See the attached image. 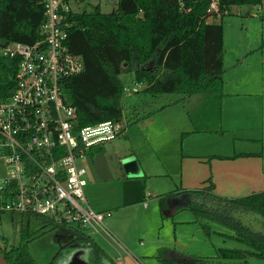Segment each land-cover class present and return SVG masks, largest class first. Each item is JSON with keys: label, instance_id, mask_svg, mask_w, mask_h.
I'll return each mask as SVG.
<instances>
[{"label": "trees", "instance_id": "1", "mask_svg": "<svg viewBox=\"0 0 264 264\" xmlns=\"http://www.w3.org/2000/svg\"><path fill=\"white\" fill-rule=\"evenodd\" d=\"M77 1V0H76ZM80 1V0H78ZM85 1V0H82ZM211 0H116V7L102 13L72 8L64 28L67 45L83 62V70L62 84L66 104L75 107V127L106 120L121 122L124 81L143 86L152 96L175 94L183 99L193 94L222 91L223 29L209 18L229 15L235 6H258L262 0H217V13H208ZM45 20L43 0H0V45L33 44L40 38ZM17 61L0 58V100L15 89ZM210 181H208L209 183ZM213 184L160 199L161 210L176 198L181 210L190 211L193 222L206 240L214 234L240 243L245 249L217 248L213 257H197L169 248H158L163 264H247L254 257L264 261V191L226 198L213 192ZM2 214H0L1 216ZM12 216L16 234L1 236V254L8 264H37L29 253L30 243L47 232L71 236L46 264H63L70 254L83 250L89 264H115L95 238L77 226H67L40 215ZM18 217V218H17ZM219 225L231 232L218 233ZM15 235H17L15 237ZM10 241V243H9Z\"/></svg>", "mask_w": 264, "mask_h": 264}, {"label": "built area", "instance_id": "2", "mask_svg": "<svg viewBox=\"0 0 264 264\" xmlns=\"http://www.w3.org/2000/svg\"><path fill=\"white\" fill-rule=\"evenodd\" d=\"M75 1L43 0L40 38L0 45V58L17 61L14 92L0 100V214L44 216L107 241L113 239L105 223L111 213L89 207L87 170L79 162L90 149L121 137L125 124L106 120L76 128V109L64 101L63 82L83 70L63 26ZM217 12L211 0L208 13ZM141 87L124 85L123 98Z\"/></svg>", "mask_w": 264, "mask_h": 264}, {"label": "crops", "instance_id": "3", "mask_svg": "<svg viewBox=\"0 0 264 264\" xmlns=\"http://www.w3.org/2000/svg\"><path fill=\"white\" fill-rule=\"evenodd\" d=\"M254 53L259 56L255 58V61H250ZM246 56H248L246 64L238 63L225 69L221 93L211 95L197 93L184 99L182 96L181 103L170 102L159 110L167 111L166 109L180 105L187 107L185 114L180 111L168 112L165 115L167 123L151 126L148 133H143L145 143L142 146L147 145L149 152H157L162 158L153 168L149 165V161L147 165L144 158L140 156L141 145L138 147L131 144L130 132L127 129L135 123L146 122L145 116H139L135 112L138 108H132V115L129 117L136 118L130 123L123 118L125 127L121 137L111 143L90 149L79 162L87 170L84 194L88 205L94 211L111 213L106 221L108 220V229L113 239L104 241L95 238V240L99 239L103 242L104 247H101L105 251H110L106 252L115 264H163L158 259L154 260L155 258L151 255L154 249H147V245L141 239L139 240V237L137 238L139 243L136 244L135 238L129 237L120 230L114 216L122 209L140 205L147 209L152 202L160 207V199L166 194L199 189L209 183L213 184L215 194L226 198L242 197L264 191V44L260 49L247 53L242 58ZM236 69L239 72L234 74ZM198 96L201 98H198L197 103L200 109L197 111L191 105L193 99ZM153 98L156 99L158 96ZM141 104L144 107L146 103L142 101ZM213 105L222 111L221 124H217L213 117H207L206 112L205 118L209 119H204L203 127H200V121L204 117L200 111H208L209 106ZM213 132H221L223 136L229 132L234 133L233 139L238 140V144L233 143L235 144L232 147L233 152L230 144L216 147L209 136L199 137L200 133L209 135ZM123 137L125 143L128 141L130 144V149L126 148L121 154L115 149L117 146L115 144ZM236 145H240L238 151H234ZM107 146L112 148L115 157L119 158V153L122 157L127 153L135 156L141 173L135 177H128L122 169L119 171L121 174L112 173L108 169L110 172L108 176L95 179L87 160L89 159L92 164L96 163L93 158L105 155ZM155 179L168 182H162V188H160L153 182ZM100 181L103 184L99 183ZM107 184L117 188L116 201L110 205L97 204L95 197L101 194L100 185L107 186ZM148 188L153 193L147 190ZM154 189L157 191L154 192ZM104 196L105 194L102 193L100 197ZM167 205L168 203L166 207ZM192 222L193 220L181 223L196 227L197 225ZM196 232L198 233V230ZM174 234L173 247H163L190 254L182 247H178V237L176 232ZM126 244L132 246L136 254L132 253ZM152 246L157 245L149 247ZM163 247L158 246V248ZM145 260H148L147 263L143 262Z\"/></svg>", "mask_w": 264, "mask_h": 264}, {"label": "rangeland", "instance_id": "4", "mask_svg": "<svg viewBox=\"0 0 264 264\" xmlns=\"http://www.w3.org/2000/svg\"><path fill=\"white\" fill-rule=\"evenodd\" d=\"M96 5L99 6V9L102 13H109L113 9H115L116 0H77L73 2L72 8L79 11H90L92 7ZM208 20L215 23H221L222 25L224 47L223 66L225 69L238 63L246 64V59L248 58V56H246V58L244 59L242 57L247 53H253L256 49H260V47H262L264 44H262V42H264V0H262V5L259 6H235L231 9V13L229 15H224L221 18L217 17L215 19L209 18ZM256 53H254L255 55L252 56L250 61H255V58H258L259 55H257ZM238 72V69H236V73L234 74H237ZM121 79L124 81L125 85H129L132 84L133 76L124 74L121 76ZM142 89L143 86L132 96H126L123 98L122 115L123 118L127 119L125 121H127V123H130L136 118L135 117L131 119L129 117V115H132V108H138L135 110L137 115L145 116L144 119H147L145 123H135L131 126H128L127 129H129L130 132L132 141L131 144L133 143L138 147L141 145V148H139L140 156L144 158L147 165L149 161V165L152 166L151 168H153L158 164V161L162 160V158L161 155L157 152H149V148H147V145L142 146V144L145 143V137H143V133H148L151 126H154L156 124L160 126V124L167 123L168 121L165 120V115L168 112L180 111L182 114H185L187 111V107H182L180 105L177 107L166 109L167 111L161 112L159 110L163 109L168 103L180 102V98L182 96L175 94H163L154 99V96L144 94ZM198 98L201 97L198 96L194 98L193 104L191 105L193 106V109L196 108L197 111L200 109L197 103ZM142 101L146 103L144 107L141 104ZM206 112L207 117H213V120H215L217 124H221L222 111L219 107L213 105L209 106L208 111H200V113L204 116L200 121V127H203L204 119H209L205 118ZM204 136H209L216 147L222 144H230V147L232 148L233 145L235 146V144H238V140L233 139L235 134L232 132H229V134H226L224 136L221 132H213L209 135L200 133L199 135L200 138H204ZM125 142L126 141L124 140V137L119 139L115 144V146L117 145L115 149L120 153L125 151L126 148L130 149V144L128 143V141L127 143ZM239 146L240 145H236L234 151H238ZM109 147L110 146H107L105 148V155H103L102 157L98 156L96 158H93V161H96V163L92 164L89 159L87 160L90 168L92 169L91 172L95 179L96 177L108 176L110 174L108 169L111 170L112 173L119 174V171L121 169L123 170V172H125V170L123 169L125 160L130 159L132 162L138 163L135 156L129 155V153L125 154L126 156L123 157L120 156L122 153H119V158L117 156L115 157L112 148ZM153 182L156 184V186L162 188V182L168 181L155 179ZM99 183L103 184L101 181ZM107 186L100 185L101 194L104 193L105 196L101 198L100 194L98 197H95V199H97V204L110 205L111 203H115L117 198V188L114 185L107 184ZM147 190L152 192L150 188H148ZM153 191L156 192L157 190L154 189ZM83 192H85L84 188ZM179 206H181L179 200L173 198L168 200V205L164 210H161L156 203L152 202L147 209H144L141 205L137 207H128L122 209L121 211H118L114 217L118 223L120 230H123L124 234L128 235L129 237L133 239L135 238L136 244L139 243L138 239H141V241L145 245H147V249H154L152 250L151 255L155 258L154 260L156 261L158 246L173 247L172 241L174 239L175 232L178 237V247H182L192 256L199 255L203 257L207 255L208 257H213L216 254L217 248L245 249L240 243L233 240L225 241L220 235L216 234L212 235L210 239L206 240L197 226L194 227V225L181 223L182 221H192L194 219V216L188 210H181L176 214L175 208ZM11 219L12 216L9 213H5L0 216V247L4 245L1 236L11 240L14 237V234H16ZM107 221H105L106 225L108 223ZM212 228L215 232L218 233L231 234L229 230L217 224L213 225ZM196 230H198V233L196 232ZM16 236L17 235H15V237ZM70 240L71 236L57 235L53 232H47L41 238L29 244V253L35 259L37 264H46L57 251V249ZM96 241L100 246L104 247L101 240L96 239ZM151 245L157 246L149 247ZM127 247L132 253H135L132 246L127 245ZM106 251L110 252L109 250ZM147 261L148 260H145L143 262L147 263ZM247 264H264V261L261 259L250 257L247 259Z\"/></svg>", "mask_w": 264, "mask_h": 264}, {"label": "water", "instance_id": "5", "mask_svg": "<svg viewBox=\"0 0 264 264\" xmlns=\"http://www.w3.org/2000/svg\"><path fill=\"white\" fill-rule=\"evenodd\" d=\"M124 163L125 164L123 166V169L125 170L124 173L126 174V176L135 177L139 173H141L139 164L137 162L135 163L132 162L130 159H128L125 160ZM83 254H84L83 250H76L70 254L68 259L63 264H89L83 260L82 258ZM0 264H8L5 258L3 257V255L1 254V251H0Z\"/></svg>", "mask_w": 264, "mask_h": 264}]
</instances>
